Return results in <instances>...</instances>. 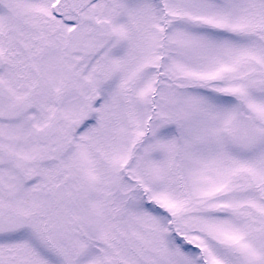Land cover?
<instances>
[{"label":"snow or ice","instance_id":"1","mask_svg":"<svg viewBox=\"0 0 264 264\" xmlns=\"http://www.w3.org/2000/svg\"><path fill=\"white\" fill-rule=\"evenodd\" d=\"M0 264H264V0H0Z\"/></svg>","mask_w":264,"mask_h":264}]
</instances>
